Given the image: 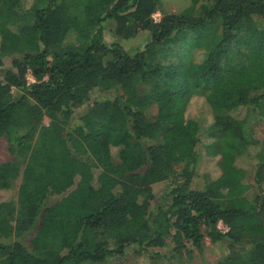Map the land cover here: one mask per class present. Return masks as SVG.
Returning <instances> with one entry per match:
<instances>
[{"label":"trees","instance_id":"obj_1","mask_svg":"<svg viewBox=\"0 0 264 264\" xmlns=\"http://www.w3.org/2000/svg\"><path fill=\"white\" fill-rule=\"evenodd\" d=\"M136 36L148 39L127 48ZM249 62L259 67L240 80ZM193 101L209 123L189 115ZM248 114L264 120V0H194L179 13L159 0H0L11 157L0 191L21 175L16 203L0 207V231L13 225L0 264H115L129 248L149 264L181 261L204 236L226 249L216 264H264V130L256 137ZM204 156L220 172L198 187ZM78 174L84 195L68 194Z\"/></svg>","mask_w":264,"mask_h":264},{"label":"rangeland","instance_id":"obj_2","mask_svg":"<svg viewBox=\"0 0 264 264\" xmlns=\"http://www.w3.org/2000/svg\"><path fill=\"white\" fill-rule=\"evenodd\" d=\"M29 1L32 2V0ZM159 1L162 11L168 13H172V12L179 13L187 6H190L194 0H159ZM156 12L159 14V16H161L160 10ZM105 32H106L105 34L107 35L106 39L110 41L111 40L110 33H108V31L106 30ZM68 35H69L68 39H70L71 36H74V33H70ZM258 35L259 34H256L254 36L245 39L244 45L246 46L252 45V43L258 38ZM147 39L148 38L143 36H136L126 41L124 44L127 46V48L128 47L133 48L135 46H140L142 42H144ZM8 63L9 60L6 59L5 64L7 65ZM257 67H259V64L257 62H249L243 68L239 70H235V73L240 80L241 79L249 80V78L253 77ZM26 76L29 82H31L32 79L34 80L33 76L30 73H27ZM13 92L14 94L18 93L15 89H13ZM93 96L97 98H101L104 97V93L95 92ZM201 106H202L201 102L199 105V103L193 101L189 106V115L195 118H199L200 121H204V124H207L210 122L211 117L210 114L207 112V109ZM152 111H155V108H152ZM248 116L252 120L254 119L252 115L248 114ZM75 121H77V115L74 118V122ZM45 122H47L46 119ZM252 123L256 128V137H261L263 134L262 132L264 130V120H258L256 122L253 120ZM180 139L185 147L184 153L186 152V154L184 155L190 154L191 140L182 137ZM7 147H8V143L6 141V138L4 137L0 138V168H3L5 165L10 164L9 162H11V157L9 155ZM217 161H218V157L204 156L202 158L199 167L197 169V175L195 177V183L197 184L198 187H203L206 183V180H210L218 176L220 169L217 165ZM238 165L244 168L245 170L244 180L248 181L251 178V173H252L250 163L247 160L242 159L241 161L238 162ZM13 174L15 176L13 179L12 187L0 191V207L2 209H6L8 207L9 201H13L14 203H16L17 200V190H18V185L20 183L21 175L20 172L18 171H15ZM225 182L227 185L228 179ZM82 185H84V178L80 174H78L75 183H73L72 186L69 188L68 194L73 193L74 195H84V191L82 190ZM220 185H225V184L221 182ZM153 187L155 194L158 195L159 191L163 187V184L162 183L154 184ZM217 192H218V183L210 186L211 194L216 195ZM68 194L65 193L62 195L63 201H68V197H67ZM219 227L223 228V225L220 223ZM12 228L13 225L11 222H6L2 224V229L0 231L1 237L4 239L13 238ZM202 245H203L202 253L198 252L197 250H193L192 255L190 257L184 256L181 261H177V260L170 261L167 260L166 258H161L158 260V264H216L217 260L222 255L226 254V249L223 246H221L219 243L211 242L207 236H204ZM149 260L150 259L147 257L136 255L133 248H129L126 251L124 257L122 259L117 260L115 264H149L150 263Z\"/></svg>","mask_w":264,"mask_h":264},{"label":"built area","instance_id":"obj_3","mask_svg":"<svg viewBox=\"0 0 264 264\" xmlns=\"http://www.w3.org/2000/svg\"><path fill=\"white\" fill-rule=\"evenodd\" d=\"M152 18H153L155 21H157V20H159L160 16H159V14H158L157 12H154V13L152 14ZM26 78H27V76H26ZM27 81H28V78H27ZM32 81H34V80L32 79ZM28 82H29V81H28Z\"/></svg>","mask_w":264,"mask_h":264}]
</instances>
